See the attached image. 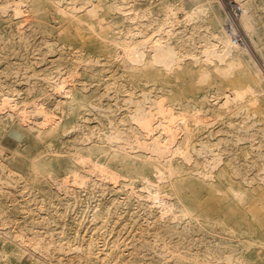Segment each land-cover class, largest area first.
Wrapping results in <instances>:
<instances>
[{"label": "rangeland", "instance_id": "374dc122", "mask_svg": "<svg viewBox=\"0 0 264 264\" xmlns=\"http://www.w3.org/2000/svg\"><path fill=\"white\" fill-rule=\"evenodd\" d=\"M112 1L0 0V9L6 8L0 13V264H186L177 260L178 255L191 264H212L214 230L230 233L214 222V215H228L225 228L231 230L264 211V157L258 156L264 153V96L256 93L264 90V77L248 53L242 68L228 74L201 53L208 29L220 25L225 30L226 0L198 1L195 7L202 12L196 28L201 37L190 44L197 43L199 59L182 54V66L173 71L161 65H133L115 38L135 34L130 46L142 40L143 32L159 39L167 28V7L172 9L169 26L188 32L195 24L187 18L192 8L178 0L166 5L161 0H119L140 14L123 24L112 19ZM243 1L254 6L253 38L264 47V0ZM86 3L94 14L86 8L70 13L74 5ZM241 31L246 43L240 47H249V37L242 27ZM171 43L182 53L191 50L178 39ZM153 56L148 47L147 61ZM140 106L152 114L147 125L132 120ZM195 121L202 122L204 131ZM243 122L255 124L257 131L238 141L233 151L239 135L233 126ZM218 129L222 130L211 138L218 159L215 186L225 188L234 177L251 180L242 203L226 201L236 207L233 213L225 201L214 199V215L205 216L200 203L179 199L176 178L162 188L143 187L146 179H156L154 165L164 170L171 159L176 166L183 163L167 149L163 160L155 157L148 150L151 138L194 154L202 135ZM116 130L123 137L122 149L112 147L107 137ZM90 147H100L108 156L119 152L121 167L108 165L104 156L97 166V157L88 156ZM126 157L142 168L132 189L127 164L123 165ZM214 195L223 197L219 191ZM172 205L190 209L182 214L178 229L187 225L192 231H166L174 229L172 219L179 216L169 209Z\"/></svg>", "mask_w": 264, "mask_h": 264}, {"label": "bare ground", "instance_id": "6f19581e", "mask_svg": "<svg viewBox=\"0 0 264 264\" xmlns=\"http://www.w3.org/2000/svg\"><path fill=\"white\" fill-rule=\"evenodd\" d=\"M137 1L144 2V0H137ZM167 1L168 0H161V4L166 5ZM198 1L199 0H178L177 1V2H180L182 6L186 5L188 7H191L193 10L192 12H189L187 14V18H189V20L191 19V21L195 22V24L188 32L179 33L175 29H172V27L169 26V21L171 20V15H172V9L171 7H167V12L165 13V16L163 19V22L165 21L164 24H167V28L164 30V32L159 37V39L151 38L147 36L146 32H143L142 40L130 46V42L134 39L135 34L132 33L131 36L127 34L126 35L120 34V37L115 38V44L117 46L118 45L123 46L125 48L124 54H126L124 56L126 57L127 61H129L130 63L138 67L142 65L149 67L151 66V64H154V66L158 67L159 65H161L163 69L168 70V71H173L182 66V60H181L183 57L182 54L185 56L186 55L191 56L192 58H194L195 61H197L199 59L197 57V50L199 48L197 46V43L190 44V41L192 40L196 41L197 38L201 37V35L198 36V32L196 28V22L198 21V19H200V12H202V9L200 7L199 8L195 7L198 4ZM212 1H215V0H212ZM90 2L91 1H89L88 3ZM238 2H240L239 4L242 8L240 26L243 28V30L246 32L247 36L249 37L252 47L251 45L245 48L233 45L229 36L225 32V30L222 28V26L220 27V25H217L213 29H208L207 34L203 36V38H205L207 42L201 48V53L205 54V57L214 59L217 69L221 71L223 74H228L235 68H242L244 64L243 58L245 57V53H248L250 59L252 60L254 65L258 68V70L262 73L264 77V47L260 46L259 43L255 41L253 38V34L257 33V29H256L257 13L255 12L254 6L252 5V3H244L243 0H238ZM88 3L83 4V5H74L70 13L73 15H76L77 11L82 10L83 8H86L87 9L86 12L90 14H94V9H90L91 6L88 5ZM56 4L58 5V7H61V4L59 3V1L56 2ZM126 5L127 3L123 4V2H120L119 0H114L112 1V3H110L109 11L112 13V19L114 22L125 24L127 22L135 21L140 17V14H137L138 12L136 13L135 8H130L135 11L134 14H127V11L130 9H128ZM260 6H264V4H261ZM5 9L6 8H1L0 13L4 11ZM144 14L145 12L143 11L142 15ZM177 39L182 41V46L190 45L191 50L188 51L187 53L185 52L182 53L176 48H174L171 41L177 40ZM148 47L152 48L153 55H154L151 62L147 61ZM248 90L249 92H252V88L250 89L248 88ZM246 92L248 91L246 90ZM218 93L220 95L219 91ZM256 93L264 96V90H260ZM236 95L238 97H241V94H236ZM237 96L235 97L236 99L238 98ZM74 99H75V96L72 97L71 100H69V104H68L69 107L73 106V102L75 101ZM157 103L158 102H156V105H158ZM82 107H84V105L80 104V108ZM143 109L144 108L142 106L138 107L137 113L132 116V120L134 123L135 122H137V124L146 123L147 125L146 121L150 119V115L152 114L146 113ZM14 116L15 114L11 115V117H14ZM27 116L28 115H26V117ZM26 117L25 119H27ZM170 123L171 122H169V124ZM195 126L197 128H202L204 131L202 122L195 121ZM233 128L239 133L237 141H235L233 145L231 146L233 151H236L239 148L238 141L246 140L248 137H251L257 131L256 125L251 124L249 122L247 123L243 122L241 123V125L237 127L233 126ZM221 130L222 129H218L216 130V132L214 130V133L212 131L205 132L202 135V138L205 137L203 139V143L198 147L197 146L193 147L194 154L193 153L190 154L189 152L185 151L183 148H180V147H178L176 150H172V147H171L172 143L168 145L164 143L161 138H158V139L151 138L153 142L148 144V146L150 147V149L148 150H150L151 152L154 151L156 154L155 157H161L162 151L164 150L165 151L164 153H166L167 152L166 149H167L168 153H170L171 151H174V154L180 155L183 158V163H180L176 166L173 160L171 159L168 161V164L165 165L164 170L161 169L159 166L154 165L153 172L155 173L157 172L156 179L155 180L146 179V181L142 182L143 187L148 188V189L151 187L162 188L163 184H165L171 178H176L178 186H179V192H175V193L179 197V199H184V201L196 203L197 205L200 203L202 207L201 212L207 217L214 215V199L225 201V203L228 200L242 203L247 198L248 192L246 189L249 187V184H251L250 179L241 177L237 181L235 177L231 178L230 180H227L228 182L226 183L227 185L225 188H220V187L218 188L214 184V168H216L215 165L218 164L217 163L218 159L214 157V140H212L211 138L213 137V135L215 136V133L220 132ZM208 133H211V135H207ZM147 136L152 137L150 135H147ZM107 137H108V140L112 142V145H111L112 147L118 146L120 149H122V147H120L122 146V144H120V141L122 140L123 137L119 131L117 130L113 131L110 134H108ZM190 137L191 136H189V138ZM123 150H126V149L124 148ZM153 155L151 154V156ZM173 155H172V158L175 156ZM88 156L97 157V160H98V163H96L97 166H99V163L103 162V161H100V157L104 156V162L107 163L108 165L121 167L120 165L121 155L117 151H115L113 154L108 156L106 155V152L100 147H94V148L90 147L88 150ZM165 156L167 157V155ZM258 156L264 157V153H258ZM135 157L139 158V156H135ZM160 159L163 160L162 157ZM78 164H80V161ZM125 164H127L126 165L127 173L130 178L129 186L132 189L135 186L136 177L141 175L142 173V168L138 167V164L136 163V161L131 157L125 158V162L123 163V165ZM188 164H192L193 167L188 168L187 167ZM245 164H246V161H245ZM95 171L97 172V169H95ZM100 171L103 172L101 169ZM96 172L94 173L97 174ZM101 172H98V173L100 174ZM220 175L222 176L224 174H220ZM102 180H104V178ZM155 181L156 182L159 181V185L158 183L157 185L153 184L155 183ZM186 182H188V186L183 185V183H186ZM214 191L222 192L223 197L221 196L220 198L217 197L216 195H214ZM207 200H208V203H207ZM161 202H164V201L161 200ZM205 202L207 203L206 204L207 206L204 205ZM226 206L230 213H233L236 210V207H233V205H231L230 203H226ZM165 209L166 208L163 207V210ZM169 209H171V211L174 210L173 214H177L179 216H177V218L175 219H172L173 222H175L173 225L174 229L169 228L168 230H166L167 232L169 231V233H175V232L176 233H179V232L186 233V231H192L187 227V225L183 229H178V227L184 222L182 214H185V212H189L190 211L189 208H185V207L177 208L175 205L174 207L172 205L169 207ZM224 216L225 218L228 217V215H224ZM225 218L218 219L214 215V222L217 223V225L221 226L224 231H227L230 233L228 235H225V234H222V232L218 230H214V252L215 253H214V263L212 264H264V211L258 214H254L253 218L249 222L238 223V227L233 228L231 230L230 229L226 230L228 228H225L226 226ZM158 236H160L164 240V236H165L164 234H159ZM146 245H148L149 247H153V245L151 244H146ZM164 246L166 245L164 244ZM167 246H168V243H167ZM219 248L226 249V252L219 251ZM87 252L89 254L92 253V245L89 246ZM183 258H187V256L183 254ZM177 260L179 262H183L186 264L193 263L192 260L190 262L181 260L180 255L177 256ZM207 264H210V263L208 262Z\"/></svg>", "mask_w": 264, "mask_h": 264}, {"label": "built area", "instance_id": "2783aa9c", "mask_svg": "<svg viewBox=\"0 0 264 264\" xmlns=\"http://www.w3.org/2000/svg\"><path fill=\"white\" fill-rule=\"evenodd\" d=\"M226 25L225 31L231 42L235 46H243L245 44L244 36L241 31L240 20L242 16V8L232 0H226Z\"/></svg>", "mask_w": 264, "mask_h": 264}]
</instances>
